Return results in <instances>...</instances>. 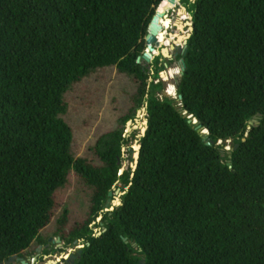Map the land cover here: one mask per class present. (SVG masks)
Returning a JSON list of instances; mask_svg holds the SVG:
<instances>
[{"label": "trees", "instance_id": "trees-1", "mask_svg": "<svg viewBox=\"0 0 264 264\" xmlns=\"http://www.w3.org/2000/svg\"><path fill=\"white\" fill-rule=\"evenodd\" d=\"M182 3L194 32L178 97L212 146L177 100L159 97V71L138 63L153 17L164 26L172 2L0 0V264L49 243L41 234L72 173L92 191L85 219L69 226L66 211L59 220L61 242L85 246L72 264H264V0ZM106 69L137 84L133 111L148 104L138 168L123 175L136 115L100 138L98 164L77 158L64 119L69 92ZM228 142L239 145L231 167L221 155ZM116 188H128L123 205L105 212Z\"/></svg>", "mask_w": 264, "mask_h": 264}, {"label": "rangeland", "instance_id": "rangeland-1", "mask_svg": "<svg viewBox=\"0 0 264 264\" xmlns=\"http://www.w3.org/2000/svg\"><path fill=\"white\" fill-rule=\"evenodd\" d=\"M171 9L170 13L166 12V18L171 21V24L170 27L164 29V32H162L165 35L172 30L174 18H177L176 21L182 20V17L178 18L173 12L177 10L175 6ZM188 32L189 31H185L186 34H188ZM177 69L179 70L178 77H180L181 68L179 62H176L174 66L171 67V71L169 72L170 75L167 77L171 78V72ZM160 80L164 83L165 89L160 93L159 97L162 100L169 98L179 102L177 90V94L174 97L167 94L169 86H175L174 79H170L169 81L159 79L155 83H159ZM152 81L153 80H150V82ZM136 92L137 84L133 78L121 75L114 69L98 71L69 92L67 96L69 110L64 119L74 132V151L77 158H84L96 164L99 163L94 155L95 146L102 136L123 127L124 123L122 120L126 116L131 113L132 115H136L137 110L133 111L131 104V99ZM134 119H136V116ZM139 137V129L132 131L128 136L130 144L126 147V155L123 163V167L126 170L130 169L133 164L132 157L134 151L128 152V150L135 145ZM228 147L232 148V144L229 143ZM115 190H117V188ZM114 197H116V194L113 193V199ZM91 198V189L86 186L75 173H72L68 184L57 195L59 209L52 224L41 234L42 240L51 241V251L47 255L41 251L40 253H42V255L38 256L39 260L35 262V264H51L50 262L56 261L62 255H70V259H72V256L78 253V246L81 244L72 247L62 242L60 244L57 243L59 220L66 211L69 213V226H73L85 219L90 210ZM98 232H100V230H98ZM37 248V243H35L29 252L34 253V251L40 249V247ZM25 254L27 253H24V255ZM31 259L32 258H29V260L26 259V262L28 264L31 263ZM12 264L21 263L15 260ZM64 264H66L65 261Z\"/></svg>", "mask_w": 264, "mask_h": 264}, {"label": "water", "instance_id": "water-1", "mask_svg": "<svg viewBox=\"0 0 264 264\" xmlns=\"http://www.w3.org/2000/svg\"><path fill=\"white\" fill-rule=\"evenodd\" d=\"M169 1L172 2V4L176 8L180 7V9H179L180 14H181V11H184V14L189 16V21L187 23V26H189L190 33L187 36H185V38H184V40L182 42L183 46L185 47V49H184L185 55H184V57L182 58V60L180 62L181 73H180V77L177 76L175 78V88H176V90H178L179 87H180V83H181L183 77L185 76V72H186V68H187L185 58H186V55H187V52H188V42L191 39L192 34L194 32V15L189 13L188 9L184 5L181 6V3L183 2V0H179V2L177 0H169ZM166 17H167V14L165 13L161 18L165 19ZM159 20H160V14H159V11H157L155 16L153 17V20H152L151 25L149 27L148 35L146 36V39H145L146 40V44H147V50L143 54V57L138 59V63L139 64L142 62L145 65L151 66V64L153 62V59H154L153 54H152L154 52V47L153 46L159 41L160 33L164 32V28H163V26H162V24L160 23ZM182 100H183V97L180 95L178 101L182 102ZM177 110H178L179 113H181L183 115V117L185 119H188L189 124L200 134L203 142H205L207 146H212V141H210V133H209V131L203 129L202 124L197 119H195L193 116H189L188 113L183 112L181 104L177 107ZM258 124H259V122L257 121V119H255L254 121L250 122V126H255V125H258ZM137 129L140 130L139 140H137L135 145L132 148H130V149H132L134 151L133 152L134 161H133V164L131 166V168H132V170L134 172L138 168L139 160H140V157H141L142 145L140 144V142H141V140L143 138L146 137L148 129H149V115H148V104L147 103L141 109H139L137 111L135 120L128 121V123L126 125V129H125V136L128 138L130 133L132 131H134V130H137ZM244 142H245V140H244ZM229 143H231V142H228V144ZM222 144H223L222 142L219 143V145H222ZM238 148H239V145L235 146V148H227L226 147V148H224L221 151L222 157H225L226 155H228V157H229L228 166L229 167L232 166V153L235 150H238ZM123 151L125 152L126 149H124ZM125 171H126V169L123 167L121 169V171H120V174L123 175L125 173ZM127 190H128V188L124 192L121 189L115 190L116 191L115 192L116 197H114L113 200L110 199L108 201V203L106 205L105 212H109V213L114 212L115 208L122 206L123 205L122 197L126 195ZM109 196H110V198H113V193L110 192ZM102 218L103 217L99 218V222L102 221ZM106 231L107 230L104 229L103 232H106ZM97 235L101 236L102 232H98ZM56 241H57L58 244L61 243V239L60 238H58ZM125 242L128 243V240L125 239ZM134 247H136V245H134ZM84 248H85L84 245H79L78 246V249L80 251L77 253V257L80 258V256L82 255V250ZM41 251H42V249L40 248V249H38L37 252L40 253ZM70 257H71L70 255H62L56 261H52L50 263L51 264H63V261H65L66 263H70L71 262L70 261L71 260ZM77 257L74 256V255L72 256V258H74V259H76ZM15 260H16V257H13L6 264H12ZM33 261L36 262L37 258L34 259ZM22 264H28V263L26 261H22Z\"/></svg>", "mask_w": 264, "mask_h": 264}, {"label": "flooded vegetation", "instance_id": "flooded-vegetation-1", "mask_svg": "<svg viewBox=\"0 0 264 264\" xmlns=\"http://www.w3.org/2000/svg\"><path fill=\"white\" fill-rule=\"evenodd\" d=\"M182 5H183V3H181V6ZM186 8L188 9L187 6H186ZM179 9H180V7H178V10L175 12V14L178 18L182 17V20L181 19L180 20H181V25L184 28V31H181L179 29V25H178L179 21H176L177 18H174V22L172 23V30H170L167 33V35H165V40L164 41H158L153 46L154 52L152 54H153L154 59H153L151 66L146 65L147 69L153 75H155L157 70L159 71L158 72V77H159L158 80L164 79V74L167 76L170 75L169 72L171 71V67H173L176 62L180 63L182 58L185 55V52H184L185 47L183 46L182 43L179 44V41L181 38H185V36H187L190 33L189 26H187V23L189 21V18H188L189 16L180 14ZM183 16L184 17L186 16L187 19H183ZM185 31H189L188 34H186ZM173 81L175 82V79ZM41 249H42V253H45L47 250L50 252L51 251V241L47 245L41 247ZM42 253H37L31 259V263H29V264H35V262L33 260L37 258V261H38L39 260L38 256L42 255ZM26 255L27 254L24 255L25 257H16V260L20 261V263L22 264V261H26V259L29 260V258H30ZM74 256L77 257V254ZM78 258L79 257H77L76 259L72 258L70 260L71 262L69 264L74 263V261L77 260ZM63 264H64V261H63Z\"/></svg>", "mask_w": 264, "mask_h": 264}, {"label": "bare ground", "instance_id": "bare-ground-1", "mask_svg": "<svg viewBox=\"0 0 264 264\" xmlns=\"http://www.w3.org/2000/svg\"><path fill=\"white\" fill-rule=\"evenodd\" d=\"M181 14H182V15H185V14H184V11H181ZM170 24H171V23H169V19L165 18V24H164V27L168 28V27H170ZM178 25H179V29H180L181 31H184V28H183L182 25H181V20H179ZM159 37H160V39H161L162 41L165 40V34H164V33H160V36H159ZM183 40H184V38H181L180 41H179V44L182 43Z\"/></svg>", "mask_w": 264, "mask_h": 264}, {"label": "built area", "instance_id": "built-area-1", "mask_svg": "<svg viewBox=\"0 0 264 264\" xmlns=\"http://www.w3.org/2000/svg\"><path fill=\"white\" fill-rule=\"evenodd\" d=\"M178 2H179V0H178ZM178 6H179V5H178ZM177 8H178V7H177ZM170 10H171V9H170ZM170 10H168L167 12H169V13H170ZM173 12L175 13V10H174ZM183 18H184V19H187V17H186V16H185V17H183ZM162 26H163V25H162ZM163 28H164V29H166V27H164V26H163ZM159 41H162V40L160 39V37H159Z\"/></svg>", "mask_w": 264, "mask_h": 264}, {"label": "crops", "instance_id": "crops-1", "mask_svg": "<svg viewBox=\"0 0 264 264\" xmlns=\"http://www.w3.org/2000/svg\"><path fill=\"white\" fill-rule=\"evenodd\" d=\"M177 1H178V0H177ZM192 1H193V0H192ZM193 2H194V1H193ZM172 8H173V7H172ZM175 8H176V7H175ZM176 9L178 10V8H176ZM177 10H176V11H177ZM169 23H171V21H170V20H169Z\"/></svg>", "mask_w": 264, "mask_h": 264}]
</instances>
